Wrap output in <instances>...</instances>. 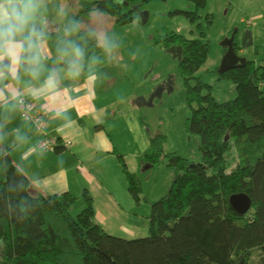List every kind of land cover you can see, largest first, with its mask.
Here are the masks:
<instances>
[{"label": "trees", "instance_id": "obj_1", "mask_svg": "<svg viewBox=\"0 0 264 264\" xmlns=\"http://www.w3.org/2000/svg\"><path fill=\"white\" fill-rule=\"evenodd\" d=\"M191 1L195 11L205 5V0ZM77 2V10L65 16L63 27L65 36L82 50L81 62L101 44L92 31L80 30V23L94 12L128 22L134 18L136 2ZM44 5L49 15L59 10V0ZM175 12L193 21L197 11ZM235 39L236 34V45ZM160 41L164 48L173 42L182 48L178 68L190 107L186 126L200 137L201 160L164 153V135L149 137L147 161L154 164L165 158L173 169L168 191L150 205L149 234L125 238L106 232L94 220L93 200L85 190V206L72 215L73 194L33 191L30 179L0 147V264H249L255 247L258 264H264V63L246 59L243 65L218 72L236 89L235 97L218 100L211 85L193 75L207 58L209 42L176 32ZM24 68L21 63L19 70ZM232 141L238 160L229 169ZM121 166L127 189L138 202L136 176L123 161ZM235 192H245L251 200L244 214L229 203Z\"/></svg>", "mask_w": 264, "mask_h": 264}, {"label": "crops", "instance_id": "obj_2", "mask_svg": "<svg viewBox=\"0 0 264 264\" xmlns=\"http://www.w3.org/2000/svg\"><path fill=\"white\" fill-rule=\"evenodd\" d=\"M47 1L38 0L30 22L38 38L29 42V29L15 37L25 49L20 62L13 64L6 49H0V147L30 179L33 191L73 194L72 211L85 206V190L93 200L94 220L106 232L125 237L123 234L136 232L143 215L127 189L121 162L136 173L129 160H141L150 152L151 135L145 132L143 116L134 107L136 91L101 48L78 61V70L70 73L75 40L64 34L60 8L49 15ZM36 54H40L38 66L32 62ZM21 63L25 68L19 70ZM34 67H38L35 75ZM20 96L44 112L47 136L58 139L54 149L38 148V134L19 114ZM119 231L122 234L116 233Z\"/></svg>", "mask_w": 264, "mask_h": 264}, {"label": "rangeland", "instance_id": "obj_3", "mask_svg": "<svg viewBox=\"0 0 264 264\" xmlns=\"http://www.w3.org/2000/svg\"><path fill=\"white\" fill-rule=\"evenodd\" d=\"M134 1V18L128 22L118 23L105 13L94 12L80 23L79 28L95 34L102 54L114 59V64L136 91L134 107L143 116L147 135H164L161 143L164 153L174 152L198 162L201 160L200 137L186 126L190 107L186 103L185 83L178 60L166 51L160 39L176 32L187 38L207 40V58L193 75L210 84L211 92L218 100L231 99L236 96L234 84L218 77L217 72L224 54L221 41L236 30L239 54L255 64L264 63L261 59L264 56V0H205V5L196 9L197 12L191 0ZM59 8L64 21L67 14L77 10V0H59ZM177 9L196 12L193 21L183 13L175 12ZM201 30L204 34L200 33ZM246 30L251 32V43L243 46L240 44ZM170 45L178 43H169L167 47ZM166 80H169V85L165 84ZM188 81L194 83L192 78ZM158 85L163 87L160 96L154 97L151 104L139 105L138 98L147 100L152 89ZM146 158L143 154L142 163V159L134 161L133 158L128 163L136 172L140 197L137 205L142 208L143 215L135 233L123 234L128 238L149 234L150 205L165 195L173 178V169L166 164L165 158L154 164L145 161ZM237 160L235 142L232 141L227 153L229 169L235 166ZM79 211L72 209L70 213L75 215ZM116 233L122 234L120 231ZM258 251V247L252 249L249 264H258Z\"/></svg>", "mask_w": 264, "mask_h": 264}, {"label": "clouds", "instance_id": "obj_4", "mask_svg": "<svg viewBox=\"0 0 264 264\" xmlns=\"http://www.w3.org/2000/svg\"><path fill=\"white\" fill-rule=\"evenodd\" d=\"M38 8V0H0V49H6L8 55L12 58L13 64L20 62V54L25 51L23 44L16 42L17 34L23 33L29 29L27 39L31 42L32 37H37L35 30L30 28V22L34 18ZM29 43V48H31ZM67 54L66 52L64 53ZM72 54L75 59L70 62L69 71L75 74L78 70V61L83 56V52L79 47H72ZM3 57L0 56V59ZM40 54L32 57V62L39 65ZM38 71V67L33 68V75ZM54 84L53 77L49 78V85Z\"/></svg>", "mask_w": 264, "mask_h": 264}, {"label": "water", "instance_id": "obj_5", "mask_svg": "<svg viewBox=\"0 0 264 264\" xmlns=\"http://www.w3.org/2000/svg\"><path fill=\"white\" fill-rule=\"evenodd\" d=\"M235 32L236 30H232L230 36L225 37L221 41V45L223 47H226V50L217 68V72L219 73L225 72L226 70L236 65H243L245 63L246 58L243 56H238L233 48V38ZM250 43H251V32L250 30H246L243 35L241 45L245 46ZM166 51L171 53L172 57L176 58L177 60H180L182 56V48L180 45H170L166 48ZM165 84L169 85V80H166ZM162 89L163 87L160 85L155 86L150 92L147 100H144V98L142 97L138 98L139 99L138 104L139 105L151 104V101L153 100L154 97L160 96ZM169 89H171L170 86ZM228 200L232 208L239 214H244L251 207V200L245 192L231 193L228 197Z\"/></svg>", "mask_w": 264, "mask_h": 264}, {"label": "built area", "instance_id": "obj_6", "mask_svg": "<svg viewBox=\"0 0 264 264\" xmlns=\"http://www.w3.org/2000/svg\"><path fill=\"white\" fill-rule=\"evenodd\" d=\"M17 107L20 116L27 123L31 124L33 130L38 134V148L40 150H52L58 144V139L55 137L47 136L45 127L47 125V118L42 109L33 101L20 96L17 99ZM69 142L66 141V144Z\"/></svg>", "mask_w": 264, "mask_h": 264}, {"label": "flooded vegetation", "instance_id": "obj_7", "mask_svg": "<svg viewBox=\"0 0 264 264\" xmlns=\"http://www.w3.org/2000/svg\"><path fill=\"white\" fill-rule=\"evenodd\" d=\"M235 34H236V32H235ZM235 34H234V37H235ZM235 41H236V39H235ZM237 42V41H236ZM237 45H239V44H234V38H233V48H234V50H235V52L237 53V55L238 56H242V55H240L239 54V51H238V49H235V46H237ZM241 45V44H240ZM224 48V52H225V50H226V47H223Z\"/></svg>", "mask_w": 264, "mask_h": 264}]
</instances>
